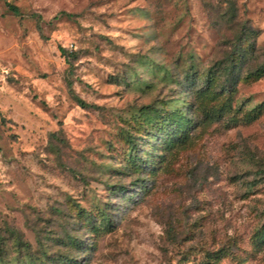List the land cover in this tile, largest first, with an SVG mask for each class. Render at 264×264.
Segmentation results:
<instances>
[{"label": "rangeland", "instance_id": "obj_1", "mask_svg": "<svg viewBox=\"0 0 264 264\" xmlns=\"http://www.w3.org/2000/svg\"><path fill=\"white\" fill-rule=\"evenodd\" d=\"M248 43L264 0H0L4 264H264V77L199 97Z\"/></svg>", "mask_w": 264, "mask_h": 264}, {"label": "trees", "instance_id": "obj_2", "mask_svg": "<svg viewBox=\"0 0 264 264\" xmlns=\"http://www.w3.org/2000/svg\"><path fill=\"white\" fill-rule=\"evenodd\" d=\"M8 8L11 12H13L15 15H19V9L11 4H8ZM70 17V15H67ZM252 32V28L248 27L246 24H243L239 40L241 42H249L247 34L249 32ZM249 50H255V44L254 43H248L246 46V50L241 48L239 50L238 46H236L232 53L227 57V59L223 63H219L215 66H213L209 72L207 73V89L206 91H202L199 93V97H208L212 102H222V106L220 108H217V104L213 105L211 108H204L203 113L205 115L206 120H210L213 122H220L223 120L224 115L231 111L232 109V99L234 94L236 93L237 87L241 81H247V80H254L257 81L264 77V63L260 65L255 71L249 72L247 74H243L242 72L239 74H236L237 69L239 68L240 60L243 59L244 56H246V51ZM60 51L62 53V56L68 59L67 53L64 48H60ZM69 61V60H68ZM70 64V62H69ZM68 85L71 88L72 82L69 80ZM214 87V89H213ZM219 87V90H216V88ZM204 99V98H203ZM78 105L83 109L88 108H94L96 106L90 105L86 103L84 100L80 98H75ZM224 103V104H223ZM261 105L259 108H262ZM202 109L201 106H199V109ZM175 117H178L177 114L174 115ZM184 129V126L182 123H178L177 130L173 132L174 135H179L180 131ZM188 139V135L182 136L179 138V143H184ZM131 143V141L129 140ZM259 240L264 242V225L262 226L260 230V236ZM24 245L21 241L16 242V248L19 250L22 249ZM25 247V246H24ZM28 252V250H27ZM29 253V252H28ZM223 250L216 251L214 254H211L208 256L209 261L206 262V264H216L221 260ZM4 249L2 247V242H0V264L5 263L4 259ZM68 264H73V260L67 259Z\"/></svg>", "mask_w": 264, "mask_h": 264}]
</instances>
